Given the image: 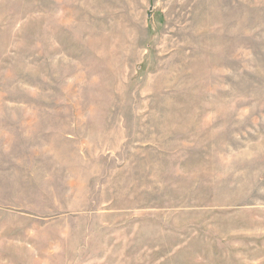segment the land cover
I'll return each instance as SVG.
<instances>
[{"label":"rangeland","instance_id":"rangeland-1","mask_svg":"<svg viewBox=\"0 0 264 264\" xmlns=\"http://www.w3.org/2000/svg\"><path fill=\"white\" fill-rule=\"evenodd\" d=\"M0 264H264V0H0Z\"/></svg>","mask_w":264,"mask_h":264}]
</instances>
